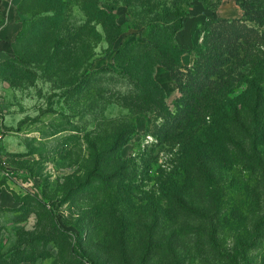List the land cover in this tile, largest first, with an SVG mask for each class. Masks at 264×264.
<instances>
[{
    "label": "rangeland",
    "instance_id": "1",
    "mask_svg": "<svg viewBox=\"0 0 264 264\" xmlns=\"http://www.w3.org/2000/svg\"><path fill=\"white\" fill-rule=\"evenodd\" d=\"M97 1L115 8L124 33L116 47L148 39V30L133 29L137 21L121 0ZM222 6L221 16L239 10L234 0ZM88 7L90 0H17V33L0 44V264H264L262 172L219 166L226 205L218 213L203 183L179 169L177 149L160 145L146 166L134 161L119 189L96 190L111 172L90 177V131L97 123L112 128L129 111L110 99L109 91L120 89L108 84L93 87L102 96L90 111V78L75 86L81 66L111 67L115 56ZM211 16L195 1L176 35L187 67ZM90 26L102 36L95 58ZM155 78L175 112L179 85L161 67ZM243 89L241 83L234 97ZM136 125L122 159L147 154L157 142L145 119Z\"/></svg>",
    "mask_w": 264,
    "mask_h": 264
},
{
    "label": "trees",
    "instance_id": "2",
    "mask_svg": "<svg viewBox=\"0 0 264 264\" xmlns=\"http://www.w3.org/2000/svg\"><path fill=\"white\" fill-rule=\"evenodd\" d=\"M195 1L217 12L226 0H121L137 21L133 29L140 33L148 30L149 36L142 42L116 47L115 42L124 33L115 8L90 0V20L103 27L115 56L111 67L92 70L93 62L88 68L81 66L75 86L90 78V111L102 96V90L93 87L101 84L120 89L110 90V99L129 111L125 118L112 122V128L97 123L90 131V177H106L111 172L96 190L119 189L132 174L136 159L146 166L149 158H154V149L165 145L177 149L179 169L186 177L203 183L220 213L226 205V186H221L225 178L220 167L241 163L250 175L262 172L264 177V0H234L241 10L240 18L208 19L201 32L203 39L193 49L195 62L187 67L182 57L188 52L180 48L176 35L183 30ZM101 38L90 26L92 58ZM159 67L179 85L181 98L175 112L155 78ZM241 83L245 89L234 97ZM137 117L146 120V131L157 142L147 154L122 159L120 151L139 134ZM246 190L255 200V187L248 183Z\"/></svg>",
    "mask_w": 264,
    "mask_h": 264
},
{
    "label": "crops",
    "instance_id": "3",
    "mask_svg": "<svg viewBox=\"0 0 264 264\" xmlns=\"http://www.w3.org/2000/svg\"><path fill=\"white\" fill-rule=\"evenodd\" d=\"M16 1L17 0H0V44H4L6 41H10L14 39L17 33L18 23L20 22V17L18 15V11L16 8ZM222 8L223 6L220 7L217 15H215L216 12H211L205 8L212 15L211 17H208L206 21L214 17L238 18L241 15L240 13L241 10L237 9V11H235V14L231 17H227L224 15L221 16V14H223L221 11ZM205 23H204V26H205ZM185 57L186 56L183 57L184 61H185ZM188 61L190 60L187 59L186 61L187 63L184 62L186 66H190L191 64Z\"/></svg>",
    "mask_w": 264,
    "mask_h": 264
},
{
    "label": "built area",
    "instance_id": "4",
    "mask_svg": "<svg viewBox=\"0 0 264 264\" xmlns=\"http://www.w3.org/2000/svg\"><path fill=\"white\" fill-rule=\"evenodd\" d=\"M2 136H3V134H2V132L0 131V140L2 139Z\"/></svg>",
    "mask_w": 264,
    "mask_h": 264
}]
</instances>
